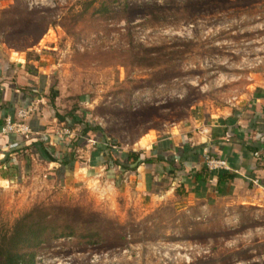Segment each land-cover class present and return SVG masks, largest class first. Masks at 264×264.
Listing matches in <instances>:
<instances>
[{
    "label": "rangeland",
    "instance_id": "rangeland-1",
    "mask_svg": "<svg viewBox=\"0 0 264 264\" xmlns=\"http://www.w3.org/2000/svg\"><path fill=\"white\" fill-rule=\"evenodd\" d=\"M24 1L32 21L19 15L14 29L49 27L33 47L26 46L36 33L15 47L50 76L55 111L76 109L80 119L101 127L95 136L120 149L149 131L165 137L181 128L201 130L212 112L235 103L264 76V0ZM14 3L0 0V15ZM42 178L26 177L14 191L0 188L1 230L44 206L99 222L108 241L94 246L58 238L36 264L264 262V207L251 202L264 192L244 187L241 197L183 212L177 195L147 210L148 203L115 193V181L105 176L70 186Z\"/></svg>",
    "mask_w": 264,
    "mask_h": 264
},
{
    "label": "crops",
    "instance_id": "crops-1",
    "mask_svg": "<svg viewBox=\"0 0 264 264\" xmlns=\"http://www.w3.org/2000/svg\"><path fill=\"white\" fill-rule=\"evenodd\" d=\"M1 38L0 188L14 191L26 177H43L46 181L63 179L61 183L70 186L71 183H90L105 176L107 182L115 181L111 182L115 193L130 195L135 203H148L147 210L162 204L166 206L178 195L184 203L180 212L197 204L206 209L211 203L241 197L244 187L264 192V76L235 103L219 113L212 112L201 130L181 128L165 137L149 131L119 152L120 156H125L130 150L138 151L142 159L152 158L153 162L141 164L136 169L130 163L124 171L120 165L108 169L99 144L109 140L105 137L93 134L94 138L88 140L85 148L79 143L72 152L66 147L62 149L61 138L68 136H62L65 130L70 131L69 137L73 140L77 127L67 128L63 114L55 111L56 93L49 95L52 91L50 76L37 71L32 60H28L23 52L9 48ZM34 102L38 103L31 122L37 132L34 133L35 138L40 139L39 135H43L45 147H49L50 152L57 151L59 155L67 156L73 153L72 169L68 166L59 169L58 162L50 161L39 143L34 142L38 139L33 143L29 141L31 146L28 149L24 147L27 141L20 143L19 147H12L20 140L15 134L6 136L1 133L7 115L16 116L19 108ZM207 154L221 158L226 166L211 170L206 163ZM203 165L211 172L209 179L205 183H195L194 172ZM222 173L234 174L235 177L224 178L219 184L218 177ZM251 197L253 206L256 203V206L264 207L261 205L264 197ZM258 260H254L255 264H264Z\"/></svg>",
    "mask_w": 264,
    "mask_h": 264
},
{
    "label": "trees",
    "instance_id": "trees-1",
    "mask_svg": "<svg viewBox=\"0 0 264 264\" xmlns=\"http://www.w3.org/2000/svg\"><path fill=\"white\" fill-rule=\"evenodd\" d=\"M14 4L15 7H12L10 11L5 9V11L0 15V32L5 34L2 35L1 39L9 48L15 49L16 51H23L20 50V48L15 47V44H19L18 42L26 37L27 33H29L28 36H31L32 33H36L38 34V37L35 42L26 46L27 48L33 47L38 42V39L44 35L45 30L49 27V24H45V27L37 32H35L34 29H30L26 33L24 31L14 29V26L18 24L15 20H17L19 15L23 16L22 20L27 19L32 21L31 16L34 14V11L29 8L26 1L15 0ZM105 6L107 5H101V8L96 9V11L100 12L103 8H105ZM8 15L11 16L9 19L6 17ZM10 36L15 37L9 38ZM75 110L73 109L66 115L62 116L65 120L67 128L77 127V135L75 139L70 140L69 136L61 138L60 145H62V149L69 148L70 152L74 151L76 146H78L76 144L79 143L80 146L84 148L87 147L89 144L88 140L94 138L93 134H103L101 127L91 126L88 121L80 119L77 113H75ZM33 115L35 114L33 113L31 115L28 123L33 132L37 134L36 129H34L31 125L34 117ZM39 136L40 139L37 137L35 138L34 135L27 140V143L24 145V147H26L25 149H28L31 146L29 145L30 143L28 144L29 141L32 142L34 139H38L34 142L39 143L42 151L45 154H48L47 157L50 161L58 162L59 169L63 166H68V168L71 167L70 169L73 168L72 163L75 161L73 153H71L70 156L65 154L59 155L56 153L57 151H51V153L49 151V147L47 148L48 150L45 147L46 141L44 136L41 134ZM69 143L72 146H70ZM99 144L102 146L100 151L102 156L105 158V163L108 165V169H110L113 165H120L122 171H124V168H126L130 163L133 164V168L136 169L141 164L153 162L152 158L142 159L141 153L138 151L130 150L125 156H120L121 154H119V152L121 149L115 143H111L110 139L106 140L105 143L101 141ZM210 174L211 172L205 165H203L200 170L194 172V182L205 183L209 179ZM234 177V174L225 175L222 173L218 177V182L220 184L225 180L224 178L233 179ZM62 213L63 214L59 215L56 212L50 211L47 207L36 206L21 215V217L17 218L11 228L0 229V264H36L41 259L40 257L44 255L43 249L46 244H50L58 238H75L78 241L86 239L88 240V244L96 243L94 246L100 244L101 241H108L107 234H103V228L100 226L99 222L95 223V221H85L78 215L70 214L64 211ZM119 239L123 240V238Z\"/></svg>",
    "mask_w": 264,
    "mask_h": 264
},
{
    "label": "built area",
    "instance_id": "built-area-1",
    "mask_svg": "<svg viewBox=\"0 0 264 264\" xmlns=\"http://www.w3.org/2000/svg\"><path fill=\"white\" fill-rule=\"evenodd\" d=\"M37 109H38V103L34 102V103H31L29 105L19 108L16 116L7 115V117H5V122L1 129V133L6 136L10 134H15L16 137L20 140L18 141L19 143H17L16 145L12 147H19L20 143L22 142L25 143L27 140H29L34 135V132L31 129L28 121L31 115L35 113ZM65 135L70 136V131L65 130L64 135L62 136H65ZM255 155L257 156L258 152H256ZM205 159H206V163L208 167L211 170L226 166L225 161L222 160L221 158L213 157L207 154L205 155Z\"/></svg>",
    "mask_w": 264,
    "mask_h": 264
}]
</instances>
